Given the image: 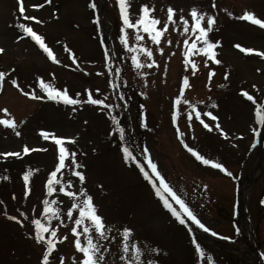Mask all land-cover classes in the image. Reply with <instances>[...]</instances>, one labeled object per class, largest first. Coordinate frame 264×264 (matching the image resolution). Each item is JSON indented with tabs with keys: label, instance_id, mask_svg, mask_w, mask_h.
<instances>
[{
	"label": "rangeland",
	"instance_id": "rangeland-1",
	"mask_svg": "<svg viewBox=\"0 0 264 264\" xmlns=\"http://www.w3.org/2000/svg\"><path fill=\"white\" fill-rule=\"evenodd\" d=\"M90 3H95V10ZM212 3L213 0H130L133 20L143 4L153 7L154 15L161 21L166 18L168 6L178 10L177 21L179 10L188 18L189 9L197 6L216 17L210 38L221 41L215 49L221 63L215 64L209 59L205 64L208 58L196 55L193 59L197 69L193 73L183 63L185 34L179 24L175 31L170 25L159 46L144 34L142 42L153 49L157 64L151 68L145 66L142 70L148 75L140 77L131 66V53L118 39L122 22L116 0H50L49 3L24 0L25 16L37 18L32 21L18 13L17 0H0V47L4 48L0 53V71L7 73L0 84V109L7 108L18 122L15 130L0 126V153L22 152L24 145L33 149L18 157L0 156V201H3L0 204V264L41 262V245L29 236L30 219L42 209L47 173L54 168L57 155L54 141L45 139L41 130L61 137H76V143L68 146L76 151V159L83 165L78 170L84 172L85 181L81 185L67 170L64 178L73 181L70 190L83 186L93 196L98 213L111 225L109 239L102 243L109 248L106 258L111 264H120L119 256L123 253L118 241L122 239L123 226L134 230L132 240L143 249H159L143 251L144 264H207L209 254L213 264H264V204L260 203L264 200V131H252L253 128L264 129V124L255 123L256 105L241 91L249 92L256 101H264V57L259 55L264 51V31L251 28L239 19L244 10L253 11L264 19V0H215V8L211 7ZM34 4L42 7H31ZM94 16L99 17V24ZM18 23L29 24L42 35L60 62L49 59L35 41L23 34ZM126 31L129 42L136 43L134 30ZM18 35L20 39L16 38ZM236 44L241 48H236ZM157 47L163 48V52L156 51ZM244 47L256 51L244 53ZM67 49H71V55ZM105 52L111 58L107 61L111 72L105 66ZM140 57L147 60L143 54ZM117 67L121 69L119 77L114 73ZM209 71L213 72L211 78ZM185 75L189 76L191 87L185 89L184 99L197 103L201 118L209 123L211 130L194 117L189 120L190 109L183 104L177 107V123H172V101L179 94ZM13 78L20 88L11 84ZM39 78L57 88H67L74 98L79 93L78 98L86 101L87 89L94 98L119 105L112 110L118 119L124 104V143L131 146L151 174L143 153V148L147 147L148 157L157 164L166 181L185 199L198 219L218 233L213 236L194 223L214 244L201 238L188 222L181 225L163 207L135 160L123 158L119 134H108L114 126L107 109L90 103L66 105L25 96L24 92L45 95L39 87ZM111 78L119 82L117 89L124 94L123 100L109 86ZM97 88L99 92L95 91ZM141 92L146 95H140ZM199 101L204 103L199 104ZM213 103L216 107H212ZM207 111H212L217 119L203 115ZM0 116L5 114L0 112ZM21 120L23 124L19 123ZM217 122L226 135L215 128ZM177 128L183 137L177 136ZM16 131L20 132L19 136L15 135ZM185 143L206 158L222 163L233 175L204 165L187 151ZM29 168L37 171L30 180L31 191L25 197L22 172ZM54 195L61 201L58 206L63 213V223L57 225L58 234L66 236L65 240L57 242L56 252L64 257L65 264H73L72 258H78L79 254L68 227L72 220L66 215L72 198L63 193ZM21 211L28 216L23 226L5 215L7 212L9 216L19 217ZM243 237L255 252L248 248ZM193 238L204 249V257L195 253Z\"/></svg>",
	"mask_w": 264,
	"mask_h": 264
},
{
	"label": "snow or ice",
	"instance_id": "snow-or-ice-1",
	"mask_svg": "<svg viewBox=\"0 0 264 264\" xmlns=\"http://www.w3.org/2000/svg\"><path fill=\"white\" fill-rule=\"evenodd\" d=\"M50 0H44V3H49ZM116 4L119 9V17L121 26L119 28V41L125 49L131 53V66L137 70L140 77H146L147 72L142 69L147 66L151 68L157 64L156 59H153V49L145 46L142 42L145 39V35L157 46L160 45L162 37L164 34L169 31L170 25L172 30H176V26L179 24L182 27V32L185 34L183 39V63L185 67H188L191 72H195L197 69V62L193 59L196 55H203L208 59H205L204 63L208 64L209 59L215 64H220L221 61L217 59V53L215 49L218 45L221 44L219 39L212 40L210 38V33L213 31L216 17L213 14L201 10L197 6H192L188 12V18L183 14V10H179L180 14L178 16V21L175 18L178 10L172 6L167 7L166 18L161 21V19L154 15V8L143 4L140 6L139 13L136 15V18L133 20L131 18L132 14L129 11L130 0H116ZM33 8L42 7L41 4L31 5ZM90 7L95 10V3H90ZM212 8L216 7L215 0L211 5ZM17 9L18 13L21 16H25V6L24 0H17ZM229 16H232L231 12H228ZM29 21L37 20L34 16H25ZM93 19L99 24V17L94 16ZM239 19L244 21L252 22L255 25L264 27V19L258 18L253 11L244 10ZM43 23V21H38ZM17 27L23 32L24 35L30 37L44 53L47 54L49 59L59 63L60 61L56 59L53 54V50L45 43V38L42 35L37 34L29 24L18 23ZM127 29L134 30V39L136 43H130ZM20 39L18 35L16 37ZM167 43L171 44V40H167ZM236 48H241L240 44L235 45ZM4 51V48L0 47V53ZM71 55V49H67ZM156 51L163 52V48L157 47ZM244 53H252L256 51L250 47L242 48ZM140 54H143L147 60H142ZM261 57H264V51L259 52ZM111 59L109 54L105 52V66L110 67L107 61ZM73 63L76 62V58L72 55ZM116 77L121 75V69L119 67L114 69ZM7 73L0 71V84L4 81ZM213 75L212 71H209L208 76L211 78ZM228 74L225 73V76ZM126 83V81H125ZM146 83V81H145ZM11 84L20 88L18 81L13 78L11 79ZM109 86L119 88V82L113 83L112 80H109ZM39 87L45 93L44 96H38L35 92H24L25 96H31L37 100L49 99L57 102H63L66 105H79L82 103H90L94 106H101L102 109H107V115L111 119V123L114 126L112 131L108 134L112 135V132L119 134V139L121 141V149L123 153V158L127 160H136V157L133 154V151L130 150L131 146L126 145L125 141V128L121 126L116 115L112 114V110L119 105L112 103H106L105 99L94 98V95L91 91L85 90L87 92L86 101L79 99V93L76 94L77 98H74L69 94L67 88L61 89L55 87L52 83L46 82L44 79L39 78ZM191 87L189 83V76L185 75L182 78V82L179 85V94H177L173 101L172 106L173 110L171 112V120L173 124L177 123L178 111L177 107L181 104L187 105L190 109L187 112L189 120L193 117L196 120H199L204 128L211 130L209 123H205L201 118L202 112L197 110V103H193L187 99H184L185 89ZM256 86L253 85V88ZM23 92V89H20ZM96 92H99L100 89H96ZM243 95L248 98L249 101H253L256 105L255 119L259 124H264V101H256L255 98L249 94V92L241 89ZM121 100L124 99L123 93H118ZM140 95H146V93L141 92ZM199 104H203V101H199ZM212 107H216L213 103ZM143 108V105H141ZM75 111V108H73ZM0 112L4 113L5 116H0V126H5L15 130L17 128V121L15 118L11 117L7 108L0 109ZM203 115L211 117L213 120L217 118L213 115L212 111L204 112ZM143 112H141V126H146L143 123ZM20 124H23L24 121H19ZM215 128L220 131L221 135H226L224 129L221 128L220 124L217 122ZM253 132L264 131V129L253 128ZM42 136L45 139L51 138L55 145L57 146V155L54 161V168L52 171L47 173V179L44 184L46 195L41 201L42 209L39 215L33 216L30 219V224L32 225V231L29 232V236L35 240V242L41 245L42 255L40 264H65V259L63 256H58L57 242L63 241L66 239V236H60L58 234V224H62L63 220L61 219L63 213L61 208L58 206L61 201L55 198L56 193H63L66 197L72 198L71 206L67 207L66 215L67 218L72 220V223L69 224L70 232L73 234L74 241L73 245L76 250V253L79 254V257H73V264H111L110 260L106 258V253L109 252L107 246H102L104 241L109 239V234L112 230L111 225L106 222L105 217L98 213V206L94 202L93 196L90 195L87 190L81 186L78 190H70L73 181L71 179L64 178V171L67 170L71 172L72 176L79 179L81 185L85 181V174L82 170L83 165L79 164L76 159V151L70 148L69 144L76 143V137H61L54 134H50L47 131L41 130ZM15 135L19 136L20 132L16 131ZM183 133L177 128V136L183 137ZM183 143V140L181 141ZM184 147L189 153H191L198 161H201L204 165H212L216 169H219L222 172H225L228 176H232L230 172L222 163L215 162L213 159L206 158L205 155H202L199 151H196L194 148L189 147L188 144H184ZM33 151L27 145L23 146L22 152L12 151V152H3L0 153V156L7 157H18L23 154H27ZM144 157L147 160V167L151 170V174L145 170V166L136 160L137 167L140 172L143 174L145 179L151 184V187L154 190V193L157 197L160 198L162 205L167 209L170 214L181 224L186 225L187 221L185 217L190 219L195 223L199 228L203 229L211 235H218L217 232L213 231L210 227H207L204 223L198 219L194 210L189 206V204L183 199L173 187L166 181L165 177L158 170L157 164L153 162L148 157V149L145 146L143 148ZM37 169L29 168L22 172L23 180V195L27 197L31 191L30 180L33 177V174ZM7 179V177H5ZM206 188L207 185H204ZM167 193V195H165ZM14 198V197H13ZM175 205L179 206V210ZM3 201H0L2 204ZM264 204V200L260 201ZM7 218L18 222L21 226L24 225V220L28 219V216L25 212L21 211L19 217L16 215H8L5 212ZM55 222V223H54ZM133 229L128 226H123L120 233L122 239L118 241L122 249V255L119 256L120 264H144L143 260V251H152L156 252L159 249H143L142 245L134 242L132 240ZM189 233L192 229L188 228ZM237 231H239L237 229ZM114 238V237H113ZM228 239V237H224ZM192 244L195 246V253L200 257L205 256V251L202 248L201 244L197 242L196 238L192 239ZM55 257V259H52ZM151 264V262H149ZM207 264H213V257L209 254L207 256Z\"/></svg>",
	"mask_w": 264,
	"mask_h": 264
}]
</instances>
